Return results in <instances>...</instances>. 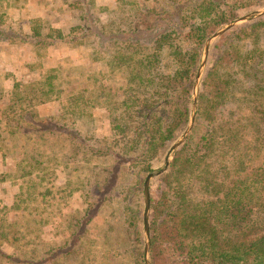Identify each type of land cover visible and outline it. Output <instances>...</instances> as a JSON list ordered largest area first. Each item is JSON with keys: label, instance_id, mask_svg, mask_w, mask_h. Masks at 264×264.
I'll use <instances>...</instances> for the list:
<instances>
[{"label": "trees", "instance_id": "16d2710c", "mask_svg": "<svg viewBox=\"0 0 264 264\" xmlns=\"http://www.w3.org/2000/svg\"><path fill=\"white\" fill-rule=\"evenodd\" d=\"M23 1L10 0L14 8ZM262 5L264 0H127L124 26L106 30L102 0H67L65 10L74 16L53 34L45 24L6 25L0 14V43L25 45L34 55L19 66L12 62L25 93L15 89L17 76L0 73V162L32 185L25 204L4 224L0 264L100 261L101 252L84 239L108 211H119L129 247L105 254L109 258L100 264H144L142 182L187 125L204 40ZM87 45L89 55L72 60L93 71L64 92L60 60L49 63L51 53ZM207 62L192 130L158 176L159 193L150 186V262L264 264V16L218 37ZM61 98L66 106L59 113L46 112ZM97 121L100 126L92 124ZM91 127L102 131L98 143L85 132ZM94 158L107 166L93 170ZM51 165L70 172L65 189L54 188ZM127 173L132 181L119 188ZM73 191L81 195L82 213L71 221L67 240L49 244L41 233L50 223L51 195ZM21 239L30 240L27 249L9 252L8 245Z\"/></svg>", "mask_w": 264, "mask_h": 264}, {"label": "rangeland", "instance_id": "374dc122", "mask_svg": "<svg viewBox=\"0 0 264 264\" xmlns=\"http://www.w3.org/2000/svg\"><path fill=\"white\" fill-rule=\"evenodd\" d=\"M102 2L106 6V9H104L102 12L99 13L103 27L106 30H111L116 26L119 27L124 26L128 15L127 0H102ZM66 3L67 0H25L23 1L21 6L13 8L11 7L10 0H0V14L2 15V19L6 25L9 24L23 25L25 28L31 24L32 25L45 24L47 32L51 33L54 31L55 28L54 26L64 24L67 20H70L72 16H74L72 12L69 11L67 12L65 10ZM263 7L264 5L256 7L251 11L238 15L237 17L247 14L249 12L256 11ZM26 9L29 12L31 11L30 15L28 16L24 15V13L27 14ZM37 9L38 11L36 13ZM219 27H217L216 29H218ZM217 39H215L212 42V44L215 43ZM211 46L209 48V52ZM90 52H91V48L89 47V45H87L85 47H78V48L75 47L70 49H68L67 47V50H62V51L58 50L51 53V58L48 60L49 63L55 66L57 60H60V70L58 75L60 76L59 80L61 79L64 82L63 85V87L65 88L64 92L70 90L74 82L78 83L79 81H82V79L80 78H84L85 76L88 77L89 74H91V72L93 71V69L90 68V64L88 65L85 63L84 66H80L79 68H77L76 67L77 63L72 60V58L82 60L85 57H87ZM1 53L3 54L2 56ZM5 57L6 60H14L18 64V66L21 63L29 62L32 59H34L33 53H31V50H29V48H27L25 45L14 44V43H0V70L6 71L8 75L13 74L12 71H15V68L14 66H11L9 63H4L3 59ZM207 61H208V57H207ZM207 63L208 62H206V66ZM204 72L202 74L201 81ZM40 77L42 80H45L46 77L45 70L42 69L40 71ZM94 79L95 77L92 78L91 81H93ZM67 81L70 82L69 85L68 83L67 84L65 83ZM15 85H16L15 89L19 91L22 90L23 85L21 82H18V80H16ZM25 91L26 90H22L23 93H25ZM92 95H95V93H92ZM98 99H100V97H98ZM65 106H66V101L63 98L58 100H53V102L49 104V106H47L46 112L53 111L55 113H59ZM101 106L102 104H99L98 108H100ZM92 124L99 125L98 121L97 123L93 122ZM86 125L88 126V124ZM85 132L89 135L91 134L94 143H98V138L102 134L100 127H99V131H95L94 128L91 127L89 129H86ZM179 135L180 134H178L175 139H177ZM175 139L171 142V144L175 141ZM171 144L167 148L164 156L160 160L155 162L152 170L157 169L163 165L166 154ZM90 165L93 166V170L94 169L97 170L100 167L103 168L104 166H107L105 160L102 158L101 159L94 158ZM87 167H88V163H87ZM50 169L53 170L54 172L52 175V182L54 188H56V190L65 189V180L70 174V172L56 165H51ZM93 174L96 175L95 172H93ZM160 174L154 176L150 181L151 193L153 195H157L159 193L161 184L158 182L157 178L158 176H160ZM131 181H132L131 175L127 173V175H125V178L121 179L119 188H122L123 186L124 187L127 186ZM142 188H143V182H142ZM31 192H32V185L30 184V182H27L22 178H18L14 171L13 166L6 163L3 164V167L0 168V235H1L0 243L3 242L4 239L6 238V236H2L1 233L4 232V230H6L4 224L7 223L8 220L14 218V213L16 208L21 207L25 204V198ZM66 195L67 194L65 193H58V194L53 193L51 195L52 201L50 205V211H51L50 223L43 228V232L41 234L43 238L44 237L46 238L47 237L46 234H49L46 240V242H48L49 244H54V243L56 244L66 239L67 235L64 234V231L66 229L67 230L70 229L71 221L79 217L82 213L83 202L79 191H73L71 192L70 195L68 196ZM47 197L49 198L50 196ZM142 203L144 207L143 190H142ZM142 212H143V208H142ZM118 213L119 211H113V212L108 211L105 217H100L94 220L93 223L91 224V230L89 232L87 240L89 239L93 241V245H92L93 251H97V252L100 251L102 254L100 261H95L93 264H100L103 263L105 260H108L109 257L103 259L104 255L111 254L112 251L116 250V248L118 247L120 249L129 247V238L123 234L122 222L120 219V215ZM25 218L28 219V216H26ZM141 219H142V215H141ZM149 229H150V224H149ZM142 236H143L142 238H143V246H144L143 223H142ZM150 238H151V232H150ZM112 242H115L116 245H114ZM29 244H30L29 239H21L19 241L16 240L14 243L15 246L14 248H12V250L18 253L19 251H23V249H27V246ZM143 246H142V254H143ZM46 248L47 246H45L44 249ZM105 249L108 250L106 251L107 253H105ZM71 260L72 261L69 262L68 264L79 263L77 258ZM149 261H150V251H149ZM143 263H144V258H143Z\"/></svg>", "mask_w": 264, "mask_h": 264}, {"label": "water", "instance_id": "95a60500", "mask_svg": "<svg viewBox=\"0 0 264 264\" xmlns=\"http://www.w3.org/2000/svg\"><path fill=\"white\" fill-rule=\"evenodd\" d=\"M261 16H264V7L260 8L256 11L249 12L247 14H244L242 16H239L231 21H228L224 23L222 26H220L218 29H216L210 36H208L203 43L199 64L194 76L193 85H192V94H191V107H190V114L188 117L187 125L183 132L178 136L177 139L171 144L170 148L168 149V152L166 154L164 163L161 167L154 169L150 172H148L144 178L143 181V200H144V207L142 212V223H143V234H144V246H143V258H144V264H150L149 261V248H150V229H149V213H150V181L151 179L165 171L172 159V156L174 152L176 151L177 147L180 146L184 140L188 137L190 134L192 127L194 125L196 111H197V97L199 92V87L201 83V77L204 72L209 48L212 44V42L220 37L222 34H224L226 31L231 29L232 27L239 25L241 23L247 22L249 20H253L255 18H259Z\"/></svg>", "mask_w": 264, "mask_h": 264}, {"label": "crops", "instance_id": "0c3cea01", "mask_svg": "<svg viewBox=\"0 0 264 264\" xmlns=\"http://www.w3.org/2000/svg\"><path fill=\"white\" fill-rule=\"evenodd\" d=\"M123 5V4H122ZM12 7V6H11ZM14 8V7H13ZM37 11H38V9L36 10V13H37ZM26 13L27 14H25L24 13V15H26V16H28V15H30V13H31V11L29 12L27 9H26ZM34 25H41V24H34ZM28 26H32V24L31 25H28ZM53 27V26H52ZM55 28L57 27V26H54ZM55 28H54V31H55ZM44 30H46V28L44 29ZM53 31V32H54ZM46 32H47V30H46ZM53 32H51V33H49V34H53ZM30 50V49H29ZM31 53H33L32 51H31ZM3 54L1 53V56H2ZM4 60V63H9L11 66H14V64L12 63V62H15L14 60H6V57L3 59ZM33 60V59H32ZM31 60V61H32ZM13 72V74H9V75H11V76H9L8 75V73L6 72V71H2V70H0V73H3V76L6 78V79H9L10 77H16L17 76V79L16 80H18V74H19V72L18 71H16V69H15V71H12ZM16 80L14 79V81L16 82ZM15 87H16V85H15ZM53 102V101H52ZM52 102H50L49 104H51ZM49 104L47 105V106H49ZM3 108V103H2V98L0 97V117H1V109ZM3 164H5V163H3V162H0V168H2L3 167ZM9 221V220H8ZM43 232V231H42ZM90 232V231H89ZM2 233V236H7L6 235V230H4V232H1ZM42 234V233H41ZM64 234H66L67 236H66V239H64V240H62V241H60L59 242V244L60 243H63L65 240H67L68 238H69V236H70V234H71V228L70 229H66L65 231H64ZM88 235H89V233L87 234V236L85 237V239H84V241L85 242H87L88 240H87V237H88ZM1 236V235H0ZM46 236L48 237L49 236V234H46ZM47 237L45 238H43L44 240H47ZM55 244V243H54ZM56 244H58V243H56ZM12 246V247H11ZM14 246L15 245H8V251L9 252H11L12 254H15V255H18L19 254V252L18 253H16V252H14L13 250H12V248H14ZM28 247V246H27ZM24 250V249H23ZM78 259V261H79V258H77Z\"/></svg>", "mask_w": 264, "mask_h": 264}]
</instances>
